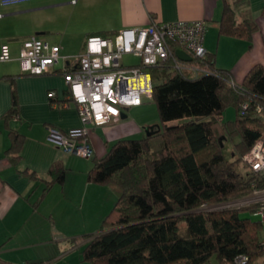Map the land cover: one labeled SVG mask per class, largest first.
I'll return each mask as SVG.
<instances>
[{
  "label": "trees",
  "instance_id": "16d2710c",
  "mask_svg": "<svg viewBox=\"0 0 264 264\" xmlns=\"http://www.w3.org/2000/svg\"><path fill=\"white\" fill-rule=\"evenodd\" d=\"M222 1L218 33L249 41L256 25L248 9L238 10L247 0ZM171 47L175 51L178 46ZM186 65L200 70L177 69L171 59L147 68L159 132L118 139L92 159L87 181L111 187L117 199L100 229L87 236L80 261L202 264L215 256L220 263L237 264L244 256L241 264H249L264 253L261 220L239 215L255 214L257 204L202 210L263 187L260 175L241 158L264 130V113L257 111L264 109V64L253 65L239 85L231 83L229 71L215 67L212 53ZM12 101L14 105V96ZM228 106L234 108V118L223 121ZM15 111L12 106L7 113ZM10 135L9 152L18 153L21 135L14 131ZM235 136L234 159L229 160L223 144ZM236 162L244 164L243 172ZM63 173L58 161L49 169L52 181L58 183Z\"/></svg>",
  "mask_w": 264,
  "mask_h": 264
},
{
  "label": "crops",
  "instance_id": "0c3cea01",
  "mask_svg": "<svg viewBox=\"0 0 264 264\" xmlns=\"http://www.w3.org/2000/svg\"><path fill=\"white\" fill-rule=\"evenodd\" d=\"M262 4V0H247L238 6L239 12L249 10L256 25L249 41L218 33L222 0H27L0 7V47L5 45L8 52V60L0 61V264L45 262L35 259L48 255L47 247L62 238L51 221L66 202L63 214L74 205L80 208L79 199L88 205L96 200L105 207L112 204V188L87 181V166L79 169L71 153L48 139L51 129L66 133L83 126L63 75L74 67L88 36L113 37L123 29L145 27L151 20H203L206 53H212L215 67L229 71L239 85L253 65L264 64ZM57 14L59 33L51 30L49 21ZM32 36L59 46L60 59L45 74L21 70V45ZM12 106L16 111L10 115ZM86 128L91 160L101 157L109 143L139 131L133 119L121 118ZM10 131L21 135L15 154L9 152ZM57 161L64 169L61 183L49 175ZM51 194L53 207L41 211L40 205Z\"/></svg>",
  "mask_w": 264,
  "mask_h": 264
},
{
  "label": "built area",
  "instance_id": "2783aa9c",
  "mask_svg": "<svg viewBox=\"0 0 264 264\" xmlns=\"http://www.w3.org/2000/svg\"><path fill=\"white\" fill-rule=\"evenodd\" d=\"M27 0H0V7L15 5ZM205 24L203 20H175L157 22L151 20L145 27L123 29L113 37L88 36L83 52L75 58L74 67L63 75L68 86L69 98L76 106L82 127L61 133L51 129L48 139L65 152L89 157L92 148L87 142L86 125H104L120 118L121 113L151 98L152 79L147 71L162 61L171 59L177 69L197 71L178 59L176 49H184L191 57L200 59L206 53L203 47ZM175 49V50H176ZM133 54L138 63L125 65L122 57ZM59 46L32 36L22 42L18 55L21 70L33 75L49 72L59 61ZM8 60L5 45L0 47V61ZM231 83H234L233 81ZM235 84V83H234ZM52 96L53 93L48 94ZM247 104H242V109ZM258 112L264 109L257 107ZM243 163L260 175L263 187L240 199L231 201L238 206L257 204L255 215L264 221V130L242 155ZM244 256L236 260L241 264Z\"/></svg>",
  "mask_w": 264,
  "mask_h": 264
},
{
  "label": "rangeland",
  "instance_id": "374dc122",
  "mask_svg": "<svg viewBox=\"0 0 264 264\" xmlns=\"http://www.w3.org/2000/svg\"><path fill=\"white\" fill-rule=\"evenodd\" d=\"M49 21L52 26L51 30H54L55 33H59L58 29L61 25V19H59L58 14L56 16H50ZM70 27L71 24L69 26V29ZM138 61H139L138 58L133 54H125L122 57V63L125 65L136 64L138 63ZM233 118H234V108L232 106L226 107L224 112L222 113V120L227 121ZM128 119H133L135 123L138 124L139 131L135 132L133 135L129 137H122V138H128V139L143 138L145 136L144 128L146 126L160 125L157 108L151 98L143 100V102L139 106L128 109L126 112V118L124 120H128ZM232 139L225 140L223 144L224 156L226 158H229V160L234 159V157L232 158L233 141H237L238 137L235 136ZM116 140H114L112 143H109L107 149ZM71 157L73 158V162L76 164V166H78L79 169L84 168L85 170L86 166L87 169H90L92 165L91 163L92 160L90 159V156L88 158L80 157L76 154L71 153ZM242 162H236V167L240 172H243L246 168ZM112 190H113L112 193L114 198L112 204L109 207H105V205H102L103 203H101L100 200H96L92 204L88 205L87 201H84V203L82 204L81 199H79L78 204H80V208L78 205L76 206L74 205V209L70 213H68L67 210L66 214H63L62 209L65 206V204H67V202L63 205V207L62 205L59 206L58 213L52 214L54 220L51 219L52 220L51 225L53 224V229L55 231V234L59 233L60 236H62V238L59 240L52 241V243L47 247L48 255H45L40 258L38 257L35 260L36 261L44 260L45 262H43V264H89L88 262L80 261V250L82 249L84 243L86 242L87 236L91 233H96L100 229V227L102 226V221L105 219L107 214L110 212L111 207L115 203V200L117 199V192L114 189ZM52 197H54L53 194H51V196H48L44 200V202L40 205L39 208L41 209V211H46L53 207ZM228 207H239V206L236 203L230 201L217 206L203 207L202 210L207 211L211 209L228 208ZM239 215L241 217H249L253 220H260L259 216H256L255 214H251L248 211H240ZM87 218H90V221H88ZM261 224H262V236L264 237V221H261ZM182 228L183 225H181V229ZM202 264H229V263H220L215 258V256H211L208 261ZM249 264H264V253L253 259L251 262H249Z\"/></svg>",
  "mask_w": 264,
  "mask_h": 264
},
{
  "label": "water",
  "instance_id": "95a60500",
  "mask_svg": "<svg viewBox=\"0 0 264 264\" xmlns=\"http://www.w3.org/2000/svg\"><path fill=\"white\" fill-rule=\"evenodd\" d=\"M175 55L178 59L184 61V62H190L192 61V57L184 50V49H176L175 50ZM120 118L121 119H125L126 118V115L124 113H121L120 115ZM160 130V125H153V126H146L144 128V131H145V135L148 136V135H151L155 132H159Z\"/></svg>",
  "mask_w": 264,
  "mask_h": 264
}]
</instances>
